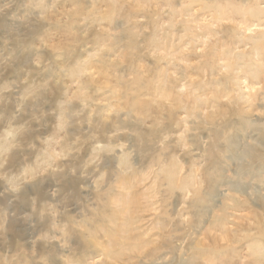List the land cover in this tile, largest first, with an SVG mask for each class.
I'll use <instances>...</instances> for the list:
<instances>
[{
  "label": "rangeland",
  "instance_id": "374dc122",
  "mask_svg": "<svg viewBox=\"0 0 264 264\" xmlns=\"http://www.w3.org/2000/svg\"><path fill=\"white\" fill-rule=\"evenodd\" d=\"M236 77L255 90L238 106L218 105L216 86ZM185 104L197 120L205 116L194 154L173 150L162 174L159 166L150 173L141 161L154 145H140L137 134L149 132L145 123L179 121ZM20 107L36 117L37 135L63 126L71 144L119 131L114 142L138 149L128 183L78 191L84 235L120 264H188L187 254L222 229L264 217V200L234 205L239 193L224 183L210 213L184 221L211 180L201 157L213 167L245 158L264 173V0H0V109ZM153 182L158 199L145 191Z\"/></svg>",
  "mask_w": 264,
  "mask_h": 264
},
{
  "label": "clouds",
  "instance_id": "9594fccd",
  "mask_svg": "<svg viewBox=\"0 0 264 264\" xmlns=\"http://www.w3.org/2000/svg\"><path fill=\"white\" fill-rule=\"evenodd\" d=\"M249 78L255 80L256 76L250 74ZM246 90L247 81L226 78L216 86V102L238 106ZM178 91L184 93L185 89ZM204 119L202 115L197 120L185 104V115L179 121L145 123L149 132L137 134L138 143L149 142L154 147L144 154L143 166L150 173H156L159 166L162 174L165 154L173 150L181 155L194 154ZM34 120L36 117L23 107L11 112L0 109V264H120L110 258L102 242L84 235L86 230L78 219V191L93 184L99 191L106 182L113 187L128 183L129 173L136 171L132 157L138 149L114 142L119 131L105 135L98 130L99 135L77 137L69 144L63 126H58L55 136L44 137L36 134ZM101 137L106 141L103 144ZM117 149L120 163L113 167ZM199 164L211 180L203 196L188 205L190 215L184 216L185 222L191 223L198 212L210 213L224 183L239 193L233 198L234 205L257 197L264 200V173L253 172L245 158L228 155L213 167L212 158L201 157ZM217 168L218 177L213 175ZM146 183L147 178L138 187ZM191 189L188 183L182 191ZM145 191L151 192L153 199L159 198L155 182ZM217 237L207 247L193 248L187 254L192 258L188 264H264V247L257 248L254 243L257 239L264 242V217L245 227L222 229Z\"/></svg>",
  "mask_w": 264,
  "mask_h": 264
},
{
  "label": "bare ground",
  "instance_id": "6f19581e",
  "mask_svg": "<svg viewBox=\"0 0 264 264\" xmlns=\"http://www.w3.org/2000/svg\"><path fill=\"white\" fill-rule=\"evenodd\" d=\"M248 31H250V30H248ZM257 47L259 48V46L257 45ZM258 48L255 50V52L258 50ZM254 52V53H255ZM258 54V53H257ZM227 70H228V68H226ZM230 69V68H229ZM237 78V77H236ZM247 90H249V92L251 91V90H255V88L253 87V86H251V87H247ZM257 91V90H256ZM256 91H254V92H256ZM259 130V129H258Z\"/></svg>",
  "mask_w": 264,
  "mask_h": 264
}]
</instances>
